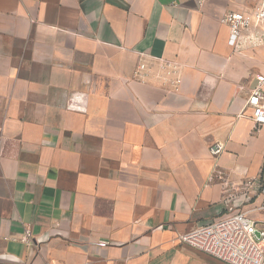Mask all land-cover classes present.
Masks as SVG:
<instances>
[{
    "label": "crops",
    "instance_id": "0c3cea01",
    "mask_svg": "<svg viewBox=\"0 0 264 264\" xmlns=\"http://www.w3.org/2000/svg\"><path fill=\"white\" fill-rule=\"evenodd\" d=\"M255 3L0 0V264H229L178 238L262 202Z\"/></svg>",
    "mask_w": 264,
    "mask_h": 264
},
{
    "label": "built area",
    "instance_id": "2783aa9c",
    "mask_svg": "<svg viewBox=\"0 0 264 264\" xmlns=\"http://www.w3.org/2000/svg\"><path fill=\"white\" fill-rule=\"evenodd\" d=\"M250 12L229 10L220 21L229 27L228 44L236 48L243 33L254 30V43L264 46V0H255ZM144 64L141 65V68ZM255 128L264 126V74L257 77L245 101ZM223 149L220 143L210 147L213 155ZM262 202L249 211H237L198 224L179 235L181 243L204 251L229 264H264V218L254 219L250 211H264V178L259 184ZM49 264V263H47Z\"/></svg>",
    "mask_w": 264,
    "mask_h": 264
},
{
    "label": "rangeland",
    "instance_id": "374dc122",
    "mask_svg": "<svg viewBox=\"0 0 264 264\" xmlns=\"http://www.w3.org/2000/svg\"><path fill=\"white\" fill-rule=\"evenodd\" d=\"M141 65L142 64H139V69L141 68ZM164 74H165L164 79H176V78H174V76L169 75V73L166 70H164Z\"/></svg>",
    "mask_w": 264,
    "mask_h": 264
}]
</instances>
